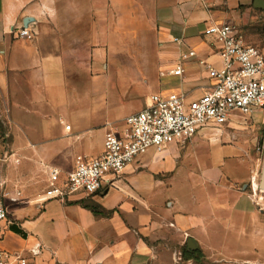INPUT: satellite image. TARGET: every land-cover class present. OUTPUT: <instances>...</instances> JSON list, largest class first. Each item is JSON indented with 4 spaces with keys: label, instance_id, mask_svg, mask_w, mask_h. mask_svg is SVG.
<instances>
[{
    "label": "crops",
    "instance_id": "0c3cea01",
    "mask_svg": "<svg viewBox=\"0 0 264 264\" xmlns=\"http://www.w3.org/2000/svg\"><path fill=\"white\" fill-rule=\"evenodd\" d=\"M251 6L264 9V0H0V99L21 119V171L0 173L1 188L29 193L41 173L47 181L49 168L64 180L77 158L103 153L108 130L121 136L126 119L151 95L202 94L209 82L201 62L219 66L218 47L205 29L229 25ZM21 29L31 39L19 38ZM189 51L195 57L183 59ZM177 67L180 75L173 74ZM198 140L170 144L150 163L139 156L117 186L96 197L37 206L25 194L18 213L0 227V250L28 256L40 244L39 264H196L201 251L216 264L221 258L254 263L240 249L250 240L252 203L223 184L229 179L234 186L246 174L175 172ZM163 174L166 179L156 178ZM179 177L189 190L186 202L163 195ZM93 205L105 214H94ZM27 229L38 240L31 243ZM229 229L237 237L227 244ZM17 239L19 248L10 245ZM184 248L195 252L193 259H182Z\"/></svg>",
    "mask_w": 264,
    "mask_h": 264
},
{
    "label": "built area",
    "instance_id": "2783aa9c",
    "mask_svg": "<svg viewBox=\"0 0 264 264\" xmlns=\"http://www.w3.org/2000/svg\"><path fill=\"white\" fill-rule=\"evenodd\" d=\"M17 35L32 37L26 29ZM204 36L218 47L219 66L201 62L209 85L200 97L188 100L182 94L151 95L143 110L126 119L127 129L121 136L112 130L105 133L99 157L77 158L64 180L59 169L49 168L46 189L36 204L64 202L73 195H101L114 188L118 175L148 150L161 153L170 144L184 143L202 131L224 126L234 114L251 117L264 112V55L228 24H211ZM192 57L195 54L189 51L183 59ZM181 72L177 67L173 74ZM19 196L2 193L0 185V227L8 223V206L18 204ZM41 250L40 244L32 246L28 256L0 250V264H39Z\"/></svg>",
    "mask_w": 264,
    "mask_h": 264
},
{
    "label": "rangeland",
    "instance_id": "374dc122",
    "mask_svg": "<svg viewBox=\"0 0 264 264\" xmlns=\"http://www.w3.org/2000/svg\"><path fill=\"white\" fill-rule=\"evenodd\" d=\"M229 25L233 26L239 32L246 44L257 48L264 55V9L252 6L250 8H244L240 11L239 18ZM127 51H131V49ZM200 95L199 91H195L187 99L193 100ZM5 104L0 99V173L6 178L8 172L21 171V161H17L19 160L17 158L19 151L21 152V144L19 143V139L21 138V128H19L21 126V119L18 113H13ZM195 137H199L198 142L188 150L187 156L178 161V167L175 172H185V174L186 172L202 173L212 168L219 171L223 170L224 172H236L237 174H241L242 172V175L246 174V177L234 184V186H232L233 181L229 179L224 180L223 184L226 188L233 187L236 196H244V198L252 203V224L250 225V233L249 231L247 232V235H250V240L252 241L250 242L249 238L245 237L246 239L244 238L242 241L240 249L244 248L249 253L250 259H258L254 263L250 262L245 264H264V184L261 185L258 178L264 151V112H259L258 115L251 117L234 114L224 126L213 130L202 131L193 138ZM210 139H217V141ZM95 148L97 151V139L95 140ZM154 154L160 153L148 150L145 155H142L143 162L147 161L150 163L154 161ZM28 169L32 170V166H28ZM39 172H44V170L42 169ZM41 175V181L29 193H21L19 188L17 190L14 187L6 188L4 186L2 188V193H9L14 197L16 193L20 195L18 197L20 202L18 204L8 206L9 217H12L11 212L14 215L18 213V205L21 204V198L25 194L31 195L34 205L40 206L35 204L36 200L42 196L47 186L44 174L41 173ZM156 178L163 180L167 177L163 174ZM197 178H194V180ZM201 181L199 185L204 184L202 179ZM181 182L182 178L180 177L172 181V189L163 195L171 192L176 193L183 202H186L187 197H189V190L185 185L184 188H181L183 187ZM115 186H117L116 183ZM112 189H109V191ZM158 192L161 193V189ZM89 197L91 196H87L86 198L88 199ZM26 231L28 236L30 235L32 238L29 239L28 237L31 243L35 241L34 239L38 240V237L34 235L32 230L27 229ZM224 235L227 239L226 243L229 244L235 241L237 232L236 230L229 229V231L224 232ZM19 237L21 238L20 235ZM1 240L2 237L0 236V243ZM6 242H8V239L6 236H3L2 244H6ZM20 242V240L18 242L11 241L10 245L19 248L21 245ZM200 245L205 246V243L202 242ZM200 253L203 259H199L200 261L196 260V264H216L213 263L215 258H207L203 251ZM217 264L243 263L235 258H221L218 259Z\"/></svg>",
    "mask_w": 264,
    "mask_h": 264
},
{
    "label": "trees",
    "instance_id": "16d2710c",
    "mask_svg": "<svg viewBox=\"0 0 264 264\" xmlns=\"http://www.w3.org/2000/svg\"><path fill=\"white\" fill-rule=\"evenodd\" d=\"M88 208H89L94 214H96V215H97V214H100V215H104V214H105V212H103V211L100 210L101 208H100L98 205L89 206ZM10 228H11V230H12L14 233L20 235L21 237H24V234L22 233V231L19 230V229H17L15 226L11 225ZM194 253H195V252L190 251V250H188L187 248H184L183 251H182V253H181L182 259H183V260L193 259V255H194Z\"/></svg>",
    "mask_w": 264,
    "mask_h": 264
},
{
    "label": "water",
    "instance_id": "95a60500",
    "mask_svg": "<svg viewBox=\"0 0 264 264\" xmlns=\"http://www.w3.org/2000/svg\"><path fill=\"white\" fill-rule=\"evenodd\" d=\"M258 178H259V183L261 185H263V183H264V151H263V156H262V161H261V166H260L259 177ZM187 247L190 250H193V249L196 248L195 244L191 240H188Z\"/></svg>",
    "mask_w": 264,
    "mask_h": 264
},
{
    "label": "bare ground",
    "instance_id": "6f19581e",
    "mask_svg": "<svg viewBox=\"0 0 264 264\" xmlns=\"http://www.w3.org/2000/svg\"><path fill=\"white\" fill-rule=\"evenodd\" d=\"M264 184V183H263Z\"/></svg>",
    "mask_w": 264,
    "mask_h": 264
}]
</instances>
